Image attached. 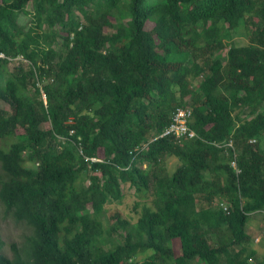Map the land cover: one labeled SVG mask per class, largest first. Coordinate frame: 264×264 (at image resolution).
Returning <instances> with one entry per match:
<instances>
[{"label": "trees", "instance_id": "1", "mask_svg": "<svg viewBox=\"0 0 264 264\" xmlns=\"http://www.w3.org/2000/svg\"><path fill=\"white\" fill-rule=\"evenodd\" d=\"M0 102V205L32 228L10 258L0 238V264H264L246 232L264 211V0H0ZM178 107L195 137L156 138ZM122 184L151 196L136 221L107 215Z\"/></svg>", "mask_w": 264, "mask_h": 264}, {"label": "rangeland", "instance_id": "2", "mask_svg": "<svg viewBox=\"0 0 264 264\" xmlns=\"http://www.w3.org/2000/svg\"><path fill=\"white\" fill-rule=\"evenodd\" d=\"M26 9L27 11L31 13L32 6L30 3H28ZM75 16L81 17L79 13L77 12L75 13ZM18 21L20 25L29 26L30 24L29 16L21 15L18 18ZM237 31L240 33H244L246 30L244 29L243 25H240ZM232 40L237 45H241L245 41L244 37L236 36V35H233ZM54 48L58 49L56 45H54ZM222 55H224V53H222ZM4 108H5V105L2 102H0V109H4ZM17 133H21V131L18 130ZM179 164H180V161L173 159V158H168L164 169L168 171L169 173H171L176 168V166ZM141 168L145 169L146 166L145 167L143 166ZM121 190L123 194V199L121 200V202L114 205V207L106 206L107 215L109 213L115 212L116 210H120L121 213L124 216H126V218L136 221L138 217L140 216L142 204L149 205L151 196H149V193L138 194L135 192L133 188H130L127 184H122ZM263 222H264V211L256 212L250 215L249 221L246 225V232L250 236H252L253 241L255 238L264 239V236H263L264 228L262 229L259 227L260 224H264ZM222 233H224L223 230L219 234L209 235L210 242L213 246H218L220 241H223V240L226 241V237L223 236ZM31 235H32L31 227H28L25 223H22V222L16 223L10 215L4 212L3 207L0 205V238L4 242L2 253L6 257L10 258L12 256V252H11L12 245H16L21 250L24 249L25 244H26V239L27 237ZM251 246L254 247V249L257 252L256 259L259 261L264 259V243L258 246L257 244L255 245V242H253V245ZM141 257L142 256H139L137 258V261L138 260L140 261Z\"/></svg>", "mask_w": 264, "mask_h": 264}, {"label": "built area", "instance_id": "3", "mask_svg": "<svg viewBox=\"0 0 264 264\" xmlns=\"http://www.w3.org/2000/svg\"><path fill=\"white\" fill-rule=\"evenodd\" d=\"M191 118V110L188 107H178L176 108L171 115L170 123L162 130L160 135L156 138H166V137H173L176 140L183 139H192L195 137L194 131H192L189 126L188 122ZM231 143H226L225 146L231 147ZM235 158V156H234ZM93 162H98V159H92ZM231 167L235 170L236 174H239V170L237 169L235 160L231 161ZM223 210L226 211V206L220 204ZM264 236V233H263ZM254 242H259L258 239H254Z\"/></svg>", "mask_w": 264, "mask_h": 264}, {"label": "crops", "instance_id": "4", "mask_svg": "<svg viewBox=\"0 0 264 264\" xmlns=\"http://www.w3.org/2000/svg\"><path fill=\"white\" fill-rule=\"evenodd\" d=\"M263 223H264V222H263ZM259 227L263 229V228H264V224H260ZM251 237H252V236H251ZM263 240H264L263 238H260V239H259V242H258V243H255V245H256V244H257L258 246H259V245H262V243H264ZM253 249H254V247H253ZM254 250H255V249H254ZM255 251H256V250H255Z\"/></svg>", "mask_w": 264, "mask_h": 264}, {"label": "clouds", "instance_id": "5", "mask_svg": "<svg viewBox=\"0 0 264 264\" xmlns=\"http://www.w3.org/2000/svg\"><path fill=\"white\" fill-rule=\"evenodd\" d=\"M43 99H45V97L43 96ZM158 137V136H157ZM254 242V241H253Z\"/></svg>", "mask_w": 264, "mask_h": 264}]
</instances>
